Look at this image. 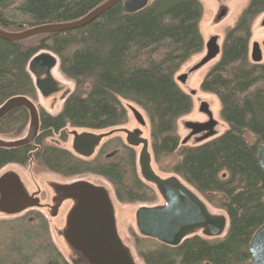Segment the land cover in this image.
Here are the masks:
<instances>
[{
  "label": "trees",
  "instance_id": "obj_1",
  "mask_svg": "<svg viewBox=\"0 0 264 264\" xmlns=\"http://www.w3.org/2000/svg\"><path fill=\"white\" fill-rule=\"evenodd\" d=\"M106 1L0 0V28L21 32L72 22ZM124 1L79 28L22 40L0 37V107L17 96L37 99L29 62L42 52L55 54L60 71L74 83L58 113L38 107L40 129L31 143L0 146V173L18 164L64 178L97 175L111 183L118 202L154 204L158 191L142 178L135 148L119 135L108 136L90 158L50 141L57 136L66 142L70 127L123 126L129 121L123 100L136 103L149 118L153 163L223 211L229 225L223 236L198 232L178 246L133 233L138 255L146 264H250L249 244L264 223V171L258 160V145L264 144V63L249 59L248 45L264 0H249L201 83L202 91L218 97L228 128L195 144L183 143L178 131L193 99L176 76L204 49L203 5L200 0H152L127 13ZM29 124V110L18 107L0 118V135L20 139ZM33 214V219L26 215L0 222V264H37V259L39 264H76L55 246L47 217Z\"/></svg>",
  "mask_w": 264,
  "mask_h": 264
},
{
  "label": "water",
  "instance_id": "obj_2",
  "mask_svg": "<svg viewBox=\"0 0 264 264\" xmlns=\"http://www.w3.org/2000/svg\"><path fill=\"white\" fill-rule=\"evenodd\" d=\"M118 0H108L93 9L84 17L67 23L35 26L21 32H7L0 28V37L22 40L35 34L70 30L82 27L97 19L106 10L111 8ZM151 0H125V12L134 13L146 8ZM220 48L215 38L208 43V54L196 68L217 56ZM254 61H260L258 51H254ZM59 64V58L51 52H42L31 59L29 70L36 79L37 89L48 96L57 90V83L52 70ZM185 76V75H184ZM184 77L183 81L185 80ZM25 107L30 112V124L27 134L17 140H4L0 138L1 147H18L31 143L39 133L40 114L38 106L26 96H17L9 99L0 107V118L10 111ZM202 111L209 115L206 122H186L191 130V136L203 133L199 142L209 140L216 135V121L207 103L202 105ZM133 113L141 124L145 120L141 113L133 109ZM119 129L96 134L90 131L79 133L73 130L72 150L77 155L90 158L95 155L97 148L105 137L113 135ZM126 133L127 145L142 146L138 155V165L142 178L154 185L164 203L155 206H142L136 213L139 234L154 238L171 246L180 245L187 237L202 232L208 237H220L227 229V216L214 214L199 195L177 175L167 178L159 175L153 168V155L150 151V142L142 136L140 130L121 129ZM186 138L183 143H187ZM258 160L264 171V144L258 145ZM9 184L13 194L0 200V211L15 214L30 203L24 193L21 179L15 173H7L0 179V188ZM65 193L76 197V203L69 215L66 238L78 254L74 260L76 264H135L129 249L118 238L112 218L111 208L105 192L86 182H78L67 186ZM264 202V198H263ZM251 256L250 264H264V223L255 232L249 244Z\"/></svg>",
  "mask_w": 264,
  "mask_h": 264
},
{
  "label": "rangeland",
  "instance_id": "obj_3",
  "mask_svg": "<svg viewBox=\"0 0 264 264\" xmlns=\"http://www.w3.org/2000/svg\"><path fill=\"white\" fill-rule=\"evenodd\" d=\"M152 1V0H151ZM203 5V14L200 20V30L204 37V49L201 53L194 55L177 73L176 80L180 87L189 93L193 99V109L191 113L182 117L178 121V131L181 136V139L184 141L186 138H189L191 130L186 127V122H203L208 119L207 115L202 111L201 106L204 103H207L209 109L213 114V119L216 121L215 131L217 137L223 134L228 125L221 117V104L218 97L211 93H206L201 90V83L208 71L219 61L222 55V48L225 38V33L228 28L235 25L238 17L244 8L248 5L249 0H200ZM261 17L256 18L253 23V34L251 37V42L256 40H261L264 35L259 27ZM215 38L217 44L220 48L217 56L210 59L205 64L196 68L207 56L208 53V43L211 39ZM55 55V54H54ZM53 76L56 80L57 90L48 96H44L38 90V97L34 100V103L38 107H43L49 112L58 113L63 106L66 95L74 88V83L68 79L61 71L59 64L52 70ZM34 81L36 82L37 77L32 73ZM185 80L183 81L184 77ZM129 111V121L120 127L117 128H126L129 130H140L142 136L150 140V122L146 112L139 107L136 103L123 100ZM133 109H136L141 113L145 120V124H141L133 113ZM69 137L66 142L61 141L57 136L50 139L51 142L57 143L71 151L73 135L71 132L77 130L79 133L84 131L94 132L100 134L102 132H108V130H89L81 128H69ZM110 131V130H109ZM27 134L23 135V137ZM124 141H126V134H118ZM203 136V133L191 136L187 143L195 144L199 142V139ZM213 137V138H214ZM1 139L7 140L5 137L0 135ZM250 139H252L250 137ZM8 141V140H7ZM137 154L139 155L141 151V146L135 147ZM151 151V144H150ZM152 153V152H151ZM153 168L155 171L164 178L171 176V174L161 172L157 166L153 163ZM5 172H12L18 175L21 179L24 187L28 192H31L36 189V186L42 189L44 192L38 198L41 200V203L48 205L41 208L39 212L44 214L48 219L49 230L51 234L52 241L55 246L64 254V256L70 261H74L78 258V254L70 245L68 239L66 238V230L68 226V216L76 203L75 196H68L64 189L74 183L86 182L89 185L103 190L108 198L112 218L115 224L118 238L122 244L130 250L133 262L135 264H146L144 260L138 255L135 245V234L140 235L137 227L136 213L138 209L142 206H155L162 204L164 202L161 196L158 197L157 202L154 204L147 203H121L118 202L115 198L114 190L110 182L105 178L92 174H84L80 176H75L71 178H64L53 172H40L35 173L33 169L29 166H22L18 164H10L6 166L0 173V176ZM195 191V190H194ZM65 197V198H64ZM201 197V196H199ZM56 198L58 200L56 201ZM201 199L207 204L210 211L214 214H224L223 211L213 208L204 198ZM211 208H210V206ZM35 212V211H34ZM38 212V211H37ZM29 216V219H33L35 215L29 210H23L15 214H5L0 212V222L3 220H14L18 217ZM228 221L227 229L228 231ZM200 234L202 232H199ZM226 234V233H225ZM224 234V235H225ZM223 236V235H222ZM149 245V244H148ZM152 247L153 245L150 244ZM153 248V247H152ZM39 264V260H36Z\"/></svg>",
  "mask_w": 264,
  "mask_h": 264
},
{
  "label": "flooded vegetation",
  "instance_id": "obj_4",
  "mask_svg": "<svg viewBox=\"0 0 264 264\" xmlns=\"http://www.w3.org/2000/svg\"><path fill=\"white\" fill-rule=\"evenodd\" d=\"M258 18L261 17V20H260V29L262 31H264V11L262 13H260L258 16ZM256 17V18H257ZM252 34H253V30H252ZM252 37V35H251ZM258 51V56H260V61H254L253 59V54H254V51ZM208 54V53H207ZM248 57L249 59L253 62V63H264V35L263 37L261 38V40H256V41H252L251 42V39H250V42H249V45H248ZM201 109H202V106H201ZM205 113V112H204ZM208 117L207 120L203 121V122H206L209 120V115L207 113H205ZM114 129H119L120 131H117L114 133V135H118L119 133H124L123 131H121V129L123 128H114ZM112 130V129H111ZM109 131V130H108ZM126 134V133H125ZM127 137V135H126ZM107 137H105L103 139V141L101 142L100 146L103 144L104 140L106 139ZM213 138V137H212ZM127 144V143H126ZM100 146L97 148V151L98 149L100 148ZM141 146V145H140ZM132 147V146H131ZM138 147V146H136ZM135 148V147H133ZM142 148V146H141ZM96 151V152H97ZM96 154V153H95ZM7 173H12V172H5L3 173L1 176H0V179L5 176ZM22 182V181H21ZM23 184V183H22ZM23 190H24V193L25 195L27 196V198L31 201L30 203L26 204L24 206V209L23 210H29L31 212H34V211H40L41 208L47 206L48 204H43L41 203V200L38 198L41 194H43L44 192L42 191L41 188H39L38 186H36V189L31 191V192H28L26 190V188L24 187L23 185ZM13 190H12V186L9 185V184H6L4 185V188H0V200L3 199V198H7L9 197L10 195H12L13 193ZM69 196V195H68ZM160 196V195H159ZM65 198V197H64ZM58 200V198H56V201ZM164 203V202H163ZM162 203V204H163ZM49 207H51V205H48ZM73 208V207H72ZM22 210V211H23ZM72 211V210H71ZM2 212V211H0ZM2 213H5V212H2ZM71 213V212H70ZM7 214V213H5ZM70 215V214H69ZM68 219H69V216H68ZM68 223V222H67Z\"/></svg>",
  "mask_w": 264,
  "mask_h": 264
}]
</instances>
